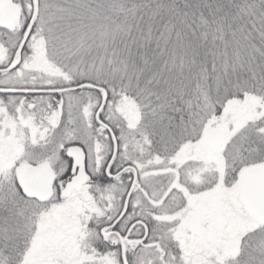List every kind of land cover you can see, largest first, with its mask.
I'll use <instances>...</instances> for the list:
<instances>
[{
	"label": "snow or ice",
	"instance_id": "snow-or-ice-1",
	"mask_svg": "<svg viewBox=\"0 0 264 264\" xmlns=\"http://www.w3.org/2000/svg\"><path fill=\"white\" fill-rule=\"evenodd\" d=\"M0 264H264V0H0Z\"/></svg>",
	"mask_w": 264,
	"mask_h": 264
}]
</instances>
